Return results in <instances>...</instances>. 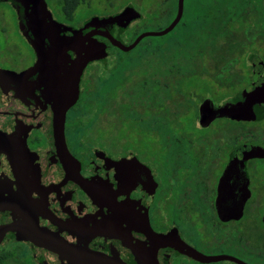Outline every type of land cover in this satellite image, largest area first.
<instances>
[{
    "label": "flooded vegetation",
    "instance_id": "1",
    "mask_svg": "<svg viewBox=\"0 0 264 264\" xmlns=\"http://www.w3.org/2000/svg\"><path fill=\"white\" fill-rule=\"evenodd\" d=\"M65 1L45 0L55 21L50 32L48 24L34 23L32 3L0 0V264L264 261L257 248L264 247V156L250 157V147L264 149V143L241 140L243 122L259 121L264 104L255 105L247 121L209 120L199 111L206 98L223 108L239 105L241 92L260 81L221 101L204 97L198 120L184 124L179 118L191 107L192 85L174 86L168 105L161 73L153 82L147 73L117 82L106 78L112 70L103 71L110 51L120 50L109 35L129 44L124 37L134 20L122 27L102 19L127 7L139 12L132 0H75L69 11ZM84 8L90 14L77 21ZM55 35L77 36L80 46L103 43L107 51L87 63L65 112L68 156L53 139L56 82L32 70L37 55L30 40L44 36L49 46L48 36ZM67 53L76 57L75 49ZM91 66L102 68L95 84L87 76ZM253 67L260 77L262 62ZM218 132L221 137L213 135ZM179 240L190 248L179 249Z\"/></svg>",
    "mask_w": 264,
    "mask_h": 264
},
{
    "label": "rangeland",
    "instance_id": "2",
    "mask_svg": "<svg viewBox=\"0 0 264 264\" xmlns=\"http://www.w3.org/2000/svg\"><path fill=\"white\" fill-rule=\"evenodd\" d=\"M117 1L118 0H114L115 3ZM131 2L138 8L141 14L139 18L130 23L126 36L124 37L125 43H131L135 37L143 31H158L164 28L171 22L176 14V6L174 5L173 0H132ZM196 4V0H185V11H193L196 8ZM96 6L97 5H94L93 9L98 11L99 6ZM191 13V19L180 26L178 25L172 32H168L162 36H147L141 39L134 48L128 51L129 53L126 56V61L120 65H116L113 62L121 57L122 52L113 48V50L110 51L112 54L106 59V63L109 66L107 69L103 70H112V73L108 74L106 78H112V81L117 82H121V80L125 79H137L141 77L140 74L142 73H147L148 75H146V77L151 78V82H153L154 74L161 73L162 103H164V99L167 98L166 103L168 105L172 104L173 99L176 97V95H169V92L174 90V86L179 89L187 88L189 85H192L193 88L188 93V97L192 100V108L190 107L187 113L183 116L181 115L179 118V121L182 120L184 124H188L185 120H190L192 116H195V119L198 120V106L204 97H211L215 100L221 101L225 98L235 96L239 89L250 84L252 81H256L257 79L262 81L263 79L261 77L256 76L255 69L251 64V58L253 55L261 57L262 66H264V41L251 39L253 34V31H251L248 33L250 40L248 41L249 45L247 47L249 48H246L245 52L240 56L239 61L234 64V68L240 71L243 76L239 78L237 82L233 83L231 88H226L223 85L224 82L222 84L223 86H219L218 81H216L210 73L211 68L208 61L211 60V58H208V49L202 52V55L197 52V49H195L200 36L194 35V37H192V35L193 33L201 34V32L197 29L200 23L195 20V13ZM89 14L90 10L84 8L80 10V13L77 12L76 20L81 21ZM188 18L190 17L188 16ZM100 71H102V68L99 69L97 66H91L87 71V76L92 79L94 84L97 82V73ZM171 78L172 82H170ZM168 81L170 84H166ZM130 83L131 81L127 82V84ZM110 86L111 85L109 84V87ZM152 86H150L149 89H152ZM108 90L109 89H106V92ZM117 92L120 94L121 89ZM129 93L130 95H134L135 93V95H138L137 92L131 90H129ZM171 97L172 99H168ZM163 109L166 110V108ZM119 114H121V111ZM129 119L131 121L138 120L136 117H129ZM165 123L166 122L163 121L162 124L165 125ZM216 124H220V122H217ZM213 129L215 130L216 128L214 127ZM244 131L245 132L241 134V140L264 143V113L260 114L259 121L247 125L246 130ZM141 135L140 141L147 144L149 141L148 136ZM213 135L218 137L222 136L220 132ZM196 142L197 144L200 143L198 141ZM215 142L218 145L221 143V140H215ZM263 163L264 161L262 164ZM217 172V170L214 171V173ZM214 242H217V240H214ZM257 248L259 250L258 252L262 253V256L264 257V247L261 248L258 246ZM216 249L218 248L213 249L212 247L213 251H211H221ZM255 264H264V261L260 259L255 262Z\"/></svg>",
    "mask_w": 264,
    "mask_h": 264
},
{
    "label": "water",
    "instance_id": "3",
    "mask_svg": "<svg viewBox=\"0 0 264 264\" xmlns=\"http://www.w3.org/2000/svg\"><path fill=\"white\" fill-rule=\"evenodd\" d=\"M24 4L32 3V8L38 11L37 14L33 15L35 24H48L47 30H51L55 26V21L52 19L49 10L47 9L45 0H23ZM184 0H177V10L174 18L164 28L158 31H143L139 33L135 39L129 43L124 44L123 42L115 39L109 35V39L112 45L116 46L123 52H127L134 48L144 37L147 36H162L170 32L176 24L179 22L183 13ZM140 13L134 8L127 7L120 13L103 18V22L113 23L116 22L122 27H126L132 20L139 18ZM57 29L63 30L58 28ZM46 31L45 33H47ZM44 38V36H43ZM43 38L31 39L30 43L36 51L37 60L32 67V70H39L44 72L45 76L48 75V80L56 82L52 88L55 92V105L53 111L52 125H53V139L57 148L66 156L70 155L65 143L64 138V120L65 112L67 108L72 105L79 92L78 82L80 75L87 65V63L94 58H102L107 55L105 50V44L93 43L85 46H81L77 43V36L65 37L59 36H48L50 40L49 46H45ZM83 43V41H82ZM75 49L76 57L70 58L67 50ZM262 62L261 57L253 55L251 58V64L256 66ZM258 75L263 79L258 84L252 83L245 90L241 92V101L239 105H228L223 108L215 105L214 101L210 98L203 100L199 107L200 112H207L208 119L211 120L216 116L225 115L228 117H236L241 119H252L254 114V106L258 104H264V70H258ZM250 157L264 156V149L259 146L250 147ZM244 199V198H243ZM179 239V238H178ZM177 247L183 251L188 250L190 247L179 240ZM100 257V256H99ZM210 258H214L213 256ZM115 264H126L121 260H116ZM140 264H158L156 260L147 258Z\"/></svg>",
    "mask_w": 264,
    "mask_h": 264
},
{
    "label": "trees",
    "instance_id": "4",
    "mask_svg": "<svg viewBox=\"0 0 264 264\" xmlns=\"http://www.w3.org/2000/svg\"><path fill=\"white\" fill-rule=\"evenodd\" d=\"M173 2L176 6L177 0ZM196 2L193 11L189 9L185 11L183 5L182 16L170 32L191 19L190 14L194 12L195 20L200 23L197 29L201 32L192 35L200 36L195 49L201 55L208 49V58H211L208 61L210 73L218 81L219 86L231 88L233 83L243 76L234 68V64L239 61L246 48H249L248 33L253 31L251 39L264 41V0H196ZM74 7L75 0L65 1L66 10H72ZM128 53L122 52L121 58L117 61L118 65L126 61ZM247 125L243 122V132Z\"/></svg>",
    "mask_w": 264,
    "mask_h": 264
}]
</instances>
